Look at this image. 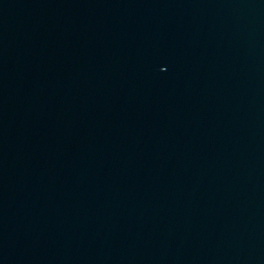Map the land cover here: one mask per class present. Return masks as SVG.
I'll return each mask as SVG.
<instances>
[{"label": "water", "instance_id": "95a60500", "mask_svg": "<svg viewBox=\"0 0 264 264\" xmlns=\"http://www.w3.org/2000/svg\"><path fill=\"white\" fill-rule=\"evenodd\" d=\"M0 264H264V0H0Z\"/></svg>", "mask_w": 264, "mask_h": 264}]
</instances>
